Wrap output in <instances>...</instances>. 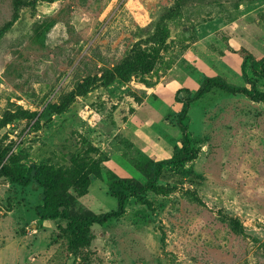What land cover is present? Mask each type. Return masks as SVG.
I'll return each mask as SVG.
<instances>
[{
  "label": "rangeland",
  "instance_id": "1",
  "mask_svg": "<svg viewBox=\"0 0 264 264\" xmlns=\"http://www.w3.org/2000/svg\"><path fill=\"white\" fill-rule=\"evenodd\" d=\"M24 2L0 36L3 163L46 166L74 215L124 211L74 246L66 220L38 216L42 186L0 174V264H264V0ZM14 3L0 0V28ZM88 77L65 111L49 108ZM208 77L233 89L189 104L185 160L184 89ZM117 179L137 193L122 200Z\"/></svg>",
  "mask_w": 264,
  "mask_h": 264
},
{
  "label": "trees",
  "instance_id": "2",
  "mask_svg": "<svg viewBox=\"0 0 264 264\" xmlns=\"http://www.w3.org/2000/svg\"><path fill=\"white\" fill-rule=\"evenodd\" d=\"M181 1V0H180ZM183 1V0H182ZM24 0H15V12L14 16L11 20L6 22L0 28V36L3 35L17 20L20 14V9L24 5ZM131 60L124 61L120 66L124 69V77L128 78L131 75L130 65ZM117 66L113 68H106L102 70L100 74V78L105 79L109 82L113 81L116 77V70L118 69ZM96 77V76H93ZM93 85L92 78L88 77L85 78L82 83L78 86V90L71 92L67 98L62 101L61 103H52L49 104V108L57 111L63 112L65 111L76 99L77 96L80 94L85 93L91 86ZM213 87H221L225 89L232 90L233 88L222 82L214 77H208L206 81L199 87V89L191 94L190 88H185L184 90L189 92V96L186 100V107L181 115V124L184 130V136L182 141V155L185 160H191L195 158V153L191 146V135L187 129L186 123L184 122V118L186 116L187 108L189 104L202 97L205 93L210 91ZM182 91V90H181ZM243 91L248 93L249 95H255L254 88H243ZM36 114V113H35ZM20 115L22 117H27L28 115H32L31 112L27 110H20ZM11 116H6L0 119V127L5 126L11 122ZM4 154L1 152L0 148V174L5 175L11 178L13 182H17L22 185H29L31 183H36L43 188V202L37 206V214L39 217L43 219H64L66 220L67 224L63 228L65 235L68 237L69 241L74 246H84L89 243V236L87 231L93 226L94 224H103L105 223L110 217L114 214L119 215L124 211L123 205L120 206L118 210H114L107 213H96L91 216H82V215H74L70 212L68 203L63 199H54L55 193L61 188L62 181L58 177H48L45 174L46 166H40L37 163H32L26 173H17L11 165L7 163H3ZM136 182L135 179L129 180H122L117 179L113 182L112 191L121 196L122 200L127 195V191H133L137 193V190L132 189L130 183ZM147 186L157 189L155 184V179H151ZM236 231H240L235 224H232Z\"/></svg>",
  "mask_w": 264,
  "mask_h": 264
}]
</instances>
